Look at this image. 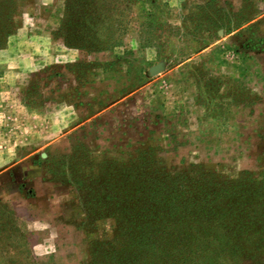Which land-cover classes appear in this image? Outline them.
<instances>
[{
  "label": "rangeland",
  "instance_id": "obj_1",
  "mask_svg": "<svg viewBox=\"0 0 264 264\" xmlns=\"http://www.w3.org/2000/svg\"><path fill=\"white\" fill-rule=\"evenodd\" d=\"M64 3L23 0L0 49V208L18 232L0 233V264H104L125 239L97 182L130 163L264 193V0H140L102 51L64 43Z\"/></svg>",
  "mask_w": 264,
  "mask_h": 264
},
{
  "label": "trees",
  "instance_id": "obj_2",
  "mask_svg": "<svg viewBox=\"0 0 264 264\" xmlns=\"http://www.w3.org/2000/svg\"><path fill=\"white\" fill-rule=\"evenodd\" d=\"M138 1L65 0L59 34L67 46L86 51L107 50L118 45L128 27L138 21L133 13ZM22 2L0 0V49L14 33ZM142 24L148 26L152 22L146 20ZM117 169L119 174L114 178L105 175L102 177L106 180L97 182L102 193L97 197V210L115 218L117 233L125 239L121 248L104 251V264H222L227 258H237L234 260L244 264L248 256L244 243L254 245L255 261L264 264V235L258 240L249 237L264 233V211L255 223L250 212L264 207L262 191L230 194L209 183L198 192L194 190L198 187L186 185L189 181L182 185L168 173L163 178L149 179L148 167L138 169L130 163ZM170 180L174 182L167 184ZM5 211L0 208V227L10 226L12 230L0 228V233L16 236L15 223L5 216ZM252 223L258 227L253 232ZM6 235L4 239L8 240Z\"/></svg>",
  "mask_w": 264,
  "mask_h": 264
},
{
  "label": "water",
  "instance_id": "obj_3",
  "mask_svg": "<svg viewBox=\"0 0 264 264\" xmlns=\"http://www.w3.org/2000/svg\"><path fill=\"white\" fill-rule=\"evenodd\" d=\"M161 68H162V66H161L160 64H158V65H156V66H153V67L151 68V71H152V72H156V71L160 70Z\"/></svg>",
  "mask_w": 264,
  "mask_h": 264
},
{
  "label": "crops",
  "instance_id": "obj_4",
  "mask_svg": "<svg viewBox=\"0 0 264 264\" xmlns=\"http://www.w3.org/2000/svg\"><path fill=\"white\" fill-rule=\"evenodd\" d=\"M47 183V182H46Z\"/></svg>",
  "mask_w": 264,
  "mask_h": 264
}]
</instances>
